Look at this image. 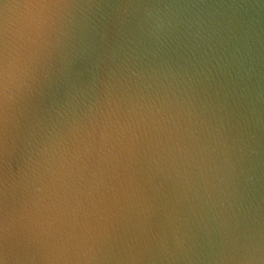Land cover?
Segmentation results:
<instances>
[{"label": "clouds", "instance_id": "clouds-1", "mask_svg": "<svg viewBox=\"0 0 264 264\" xmlns=\"http://www.w3.org/2000/svg\"><path fill=\"white\" fill-rule=\"evenodd\" d=\"M0 264H264V0H0Z\"/></svg>", "mask_w": 264, "mask_h": 264}]
</instances>
